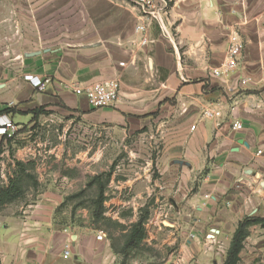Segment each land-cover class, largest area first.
<instances>
[{
	"label": "crops",
	"instance_id": "obj_1",
	"mask_svg": "<svg viewBox=\"0 0 264 264\" xmlns=\"http://www.w3.org/2000/svg\"><path fill=\"white\" fill-rule=\"evenodd\" d=\"M89 1L87 40L27 57L22 88L10 84L11 102L20 112L63 106L129 131L154 125L161 150L150 240L175 248L169 264H224L239 223L264 218V0H156L169 6L171 37L134 0ZM140 24L144 33L137 32ZM144 37L150 42L141 46ZM238 42L244 48L237 70L213 75ZM27 75L52 81L40 91ZM114 79L119 100L103 109L66 88ZM208 108L220 115L206 116ZM235 121L241 130H233ZM63 200L50 189L18 213L0 216V264H116L100 232L57 218ZM257 228L249 229L238 264H264Z\"/></svg>",
	"mask_w": 264,
	"mask_h": 264
},
{
	"label": "rangeland",
	"instance_id": "obj_2",
	"mask_svg": "<svg viewBox=\"0 0 264 264\" xmlns=\"http://www.w3.org/2000/svg\"><path fill=\"white\" fill-rule=\"evenodd\" d=\"M89 6V0H0V109L16 106L10 86L22 88L25 83L27 55L67 50L87 40ZM13 116L15 134H5L4 139L0 133V188L7 187L18 171L17 161L24 163L27 175L35 176L37 185L26 180L19 198L0 205V216L18 213L57 189L64 199L57 218L82 232H100L113 249L116 264L170 263L175 248L150 240L153 227L147 229L157 210L153 185L160 178L161 147L154 125L129 131L72 114L63 106L45 109L37 118ZM102 186L104 220L93 215V201ZM141 219L144 240L138 248L125 247L131 226ZM253 226L264 236L262 225ZM171 257L174 261L177 253Z\"/></svg>",
	"mask_w": 264,
	"mask_h": 264
},
{
	"label": "built area",
	"instance_id": "obj_3",
	"mask_svg": "<svg viewBox=\"0 0 264 264\" xmlns=\"http://www.w3.org/2000/svg\"><path fill=\"white\" fill-rule=\"evenodd\" d=\"M135 5L140 9L141 14L148 18L149 21H155L161 33L166 37H171L169 26L167 22L169 6L166 2L162 1L160 5H157L156 0H134ZM146 26L140 24L137 26V32L144 33ZM150 41L144 37L140 45L145 46ZM243 44L241 42L234 43L228 50V55L225 64L220 69H214L213 75L221 77L227 76L237 70L239 61L243 52ZM26 79L29 80L35 88L42 91L52 81L50 77L43 79L27 75ZM66 88L73 89L74 93L79 96H84L90 105L94 109H103L115 104L120 97L121 84L117 79L108 80L101 83H96L87 87H71L66 85ZM204 114L208 117H217L220 112L214 108H208ZM243 128V123L235 121L233 124V130L238 131ZM18 130L17 125L11 120L10 116H0V133L2 135H8L11 137ZM103 235L100 234L98 239H102ZM71 254L70 245H67L63 257L69 258Z\"/></svg>",
	"mask_w": 264,
	"mask_h": 264
},
{
	"label": "trees",
	"instance_id": "obj_4",
	"mask_svg": "<svg viewBox=\"0 0 264 264\" xmlns=\"http://www.w3.org/2000/svg\"><path fill=\"white\" fill-rule=\"evenodd\" d=\"M26 62V59H25ZM45 107H39L29 112H20L16 107H4L0 109V116L7 115H32L33 118L39 117V115L43 114ZM4 139H7V136H2ZM17 172L14 177L9 180V185L7 187L0 188V205H4L6 203H11L17 198H19L23 194V186L26 180L31 181L32 184L37 185L36 178L33 175L25 173L24 163L21 161L16 162ZM97 180V179H95ZM105 200L104 197V187L102 186L99 190L97 198L93 201L94 209L93 215L99 219H103L104 214V206L103 202ZM104 220V219H103ZM144 219H141L137 223H134L126 237L125 247L127 248H138L142 241L145 238V228H144ZM253 225H262L264 227V218L261 217H250L244 218L238 225L231 244L230 248L227 252V257L224 264H238L239 255L243 249V245L245 239L248 236V230Z\"/></svg>",
	"mask_w": 264,
	"mask_h": 264
},
{
	"label": "water",
	"instance_id": "obj_5",
	"mask_svg": "<svg viewBox=\"0 0 264 264\" xmlns=\"http://www.w3.org/2000/svg\"><path fill=\"white\" fill-rule=\"evenodd\" d=\"M37 54H41V52H39V53H33V54H30V55H27V57H31V56H34V55H37Z\"/></svg>",
	"mask_w": 264,
	"mask_h": 264
}]
</instances>
